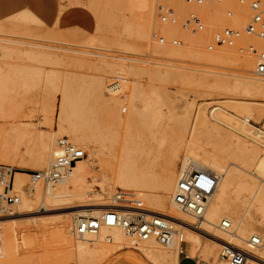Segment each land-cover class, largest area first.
Returning a JSON list of instances; mask_svg holds the SVG:
<instances>
[{
  "label": "bare ground",
  "instance_id": "obj_1",
  "mask_svg": "<svg viewBox=\"0 0 264 264\" xmlns=\"http://www.w3.org/2000/svg\"><path fill=\"white\" fill-rule=\"evenodd\" d=\"M135 1L137 2V7L139 9L147 7L144 4V2H146L145 0ZM236 1L239 0H201V2L198 0H192L188 1L190 4H188L186 0H153L151 3V5L157 2L158 5L161 3L163 5H161L162 7L166 4H172L177 11V14H175H180L179 17L182 14V18L189 11L196 12L198 17L202 20L201 23L204 21L206 24V29L209 32H211L210 30L213 28V30H218V27H224L225 25L226 28V25L228 26L230 24V26H232L230 28L234 27L238 31L236 32V37L234 38L236 42L234 43V40L231 45H214L211 49H209L208 46L213 44V36L217 32L213 34L212 38H209L208 35L210 33L207 34V31H204L205 27L203 23L201 29L194 25L183 27L184 29L192 27V30L189 29L187 31H182V34H180L181 29L178 26L179 20L177 17L178 25H176V19H174L176 15L173 13V10L169 11L170 14L173 13L175 15L173 19H171L172 15H169L170 17H168L170 19L166 17L167 19L162 20L159 17L160 21L158 22L152 19L154 15L153 12L149 10V12L135 13V15L133 14V17L131 15L132 18L130 17L129 20L126 22L124 21V28L121 33H119V35H122L121 37H123L119 39L120 43L125 51H130L132 48L139 49L144 44L146 45L149 34L150 41H153L155 35L153 36L152 31L156 30L160 32L166 40L171 38V36L179 37L181 39L180 41L185 44L182 46L181 44L178 45L179 43L177 40L175 44L172 41V44L178 46V48L170 49V53L173 55H182L188 58L191 57L192 54L188 49L189 44L203 45V43L212 39L206 46L209 53H200L201 58L205 61L204 65L210 68L207 72L212 76H215L212 78V85L209 89L225 88L226 90L233 91L243 98H264V75H259L254 72L257 62V57H255L256 59L254 58V52L259 54L264 51V41L246 32L245 21L247 16L246 14H248L247 9L250 10L251 15L252 11L250 9V5L249 8H246V5L241 6L245 4V0H243V3H240L239 1L238 4ZM193 4L196 5L194 6ZM151 7L153 8V6ZM226 15L228 16L226 17ZM230 15H232V18H229L232 19L230 20L232 23L228 22L229 20L226 21ZM153 20L155 23H153ZM169 20L174 21L172 23ZM193 27L198 29V31L193 30ZM158 42L162 44L165 41L160 37L158 38ZM49 48L50 46H43V44L36 45L35 50H33L32 58L35 60H39V58L46 59L45 55L51 52H47ZM240 48L242 49L241 51H239ZM238 53L242 55H253V57L240 56ZM47 55L50 56V54ZM230 55L240 56L238 59V67L240 68V73L238 72L239 74H230L222 70H225L228 67V63H231L229 61ZM59 56L61 57V54H59ZM55 57H57V55ZM56 59H58V57ZM54 61L56 60L54 59ZM101 62L103 61L101 60ZM102 64L108 65V63L106 64L104 62ZM122 64V69L128 67L127 64ZM194 64L199 63L194 62ZM220 69L222 71H219ZM119 71H121V68ZM250 73L253 75H249ZM7 74V78H9L10 73H6L4 75L7 76ZM11 74L10 76L12 79L15 78L14 80H17L15 75L19 76L20 78H18L24 81L22 85L26 88L40 79L45 80L46 82L48 81V83L52 81L50 80L51 73L50 76L48 74L45 75L40 71V69H38V67H22L18 70V72H14V77H12ZM169 74L170 72L166 70H157L155 76H157L156 78L159 80L162 78H168ZM124 76L125 75L122 77H116L115 82L111 80L108 83L105 82L106 80L103 78L104 75L103 77H95L89 82L90 87L88 88L89 94H91V96L95 99H100L102 104H104L105 109H108L111 104L117 107L120 103H125L127 104V107H129V112L126 116H121L119 111L117 113L118 108H115V116L108 120L113 125H119L126 130V134L121 139L120 137L118 138L117 135V137H111L112 134L110 136L108 135V138L111 140L120 142L118 153L109 152V156L116 159L117 164H113L112 162H98L97 153L93 143L97 140L103 139L106 135L104 136L95 133L90 136H86L77 131V127L73 123L74 120L72 119V116L78 115V100H76V97L72 98L70 93H68L65 88L62 90L61 102L58 106V111L56 112L57 135L66 133L69 136H72L73 141L78 143L79 146L69 139L68 140L88 153L86 156L84 152V156L81 159L69 166L66 174L57 182H43L47 184V188H45L46 194H44V197L42 195V197L48 203L52 201V204L57 201L65 202L66 205L63 209H76L70 211L66 210L61 213L60 217L57 218L58 221L56 222L47 220L49 217L47 219L44 218L35 221H33V219L39 218V216L26 217L25 219L29 220V222H27L28 225L25 221L21 222L22 225H27L26 227L24 226L26 234L54 229L58 234V243L65 249L68 248L73 236L75 244L79 243V246H77L78 249L75 251V260L77 261L76 264H92L98 257L109 253V249L99 245V242L103 240L106 242H113L109 247L110 249L123 245H126L127 248L135 246L137 248V254H139L142 258L150 259L155 262H162L164 264H178V255L181 250L189 258H196V256L203 254H214V250L217 247H219L221 251L222 246H233L229 241L226 240L225 242L222 240L223 237L228 240H239L242 245L247 246L253 252V254H250L248 251L246 252L244 264H264V260L261 256H259V250L264 246V241L262 236L257 231V228L259 227L264 228V185L257 184L253 177L256 172H259L261 176H264V154L259 152L260 145L264 146V129H259L250 123V121L262 123V128H264V112L260 110L255 111L251 107L253 104L261 103L238 101L235 110L237 113L243 114V117L234 116L229 112L230 115L236 118V124L233 125V122L231 124H227L225 122L227 124L226 127L228 126L230 129L243 136L242 140H236L233 145V154L236 161L232 165L228 164L222 157L213 154L210 148L196 147L191 144L189 151L196 155L197 158L182 157L175 169L174 181L171 169L173 162L177 158L179 148L182 145V139L185 134L184 132L188 128V117H186L187 113L180 117L176 116V114H174L167 106L165 101L166 94L162 88L154 85H148L145 88L143 85L137 84L134 80L128 81L129 79L127 80ZM227 77H233V79L230 80ZM12 79L9 78V80ZM106 94H109V96ZM1 106L2 105L0 104V113L3 112L1 110ZM127 107L124 105L121 108L122 111L124 110L123 113L126 111ZM218 109L220 112H226L225 110L219 108L218 105L213 104L208 110L211 119H213V114H215ZM0 116L2 117V114H0ZM214 119L217 120L215 117ZM18 123L19 124L13 125L12 128H10V131L14 130L21 136L23 133L37 136L40 145L36 153V161L40 166L45 165L48 167L46 169H49L54 161L55 154L57 153V149H54L55 147L51 149L49 145L52 137L47 134L36 133L34 128L24 126L21 124L22 122ZM200 124L206 134L219 135L221 132L217 125L209 124L204 117L200 119ZM135 126H141L145 129H149V136L156 142V145L148 146L145 143L146 136L134 135L131 129ZM163 128L166 131H169V143L165 139L166 135L159 131V129L161 130ZM8 130L9 128H7V124L0 123V138L1 135L9 133ZM167 133L168 132H166V134ZM157 134H159V136ZM58 141L59 140L57 139V147ZM163 142L168 143V145L165 144L167 145V148L159 156L161 164L159 173L156 174V169L153 166V168H151L149 166V162L151 161V163L154 164L153 158H155V155L153 154L155 152L156 155H159V152L157 151L160 147H162L161 145ZM17 144L14 146L16 147ZM11 147L8 141L2 140L0 145V160H6L8 155H12L13 158L20 156L18 150L16 151L15 148L12 150ZM22 158L23 157H21V159ZM21 163L24 165L26 164L23 159ZM96 164L99 166L97 167ZM186 167L205 168L218 177L217 186L212 195L208 198L206 210L202 218H195L191 215L183 213L172 204L176 173L179 168ZM94 170L97 171L94 172ZM28 175H22L19 172H14L13 184L14 188L20 194V199L16 204L0 209V236L9 241L15 242L19 240V233L22 229L17 227L15 222L19 220V217H16L13 211L18 208L17 214H27L31 212L33 207L34 199L30 196L31 193L27 195L22 191L25 184L24 180ZM153 180H156V184L161 183V185H171V192H165L164 195L156 192V190L154 191V188L147 190V187L151 188L152 186H155V184H152ZM261 181L263 182L264 179ZM55 183L59 185H56ZM94 184L101 188L104 192L103 194H105L104 199L111 201V204H109V202H96L101 198V195H98L97 192H93L94 190H92V185L94 186ZM41 187L42 186L39 185L38 188H36L38 194H41ZM123 189H136L138 194L136 197H131L129 195L132 193L124 191ZM166 195L169 196L166 197ZM119 197L128 199L130 202L133 201L131 203L140 204L141 209L147 215L169 216L177 219L179 222H182V234L185 246L180 248L179 241L177 239L167 245L160 243L154 238L142 240L136 236L128 235L120 226L106 227L101 225L95 232H85L81 235H76L72 232L77 220L84 216L96 217L101 211L110 209H115L122 214H127L128 210L123 208H127L129 206L124 203L125 200H120ZM142 204H145L144 208L142 207ZM21 208H24L27 213H22ZM69 215H71L72 220ZM222 221L228 222L230 227H221ZM17 223L19 226L20 221H17ZM203 229L210 230V232H204ZM22 233H24V231H21V235H26ZM223 234L227 235L223 236ZM252 236H259L262 243L258 246L252 245L250 243V238ZM233 247L238 248L235 246ZM238 249L242 250V248ZM219 259L222 260L220 257Z\"/></svg>",
  "mask_w": 264,
  "mask_h": 264
},
{
  "label": "rangeland",
  "instance_id": "obj_2",
  "mask_svg": "<svg viewBox=\"0 0 264 264\" xmlns=\"http://www.w3.org/2000/svg\"><path fill=\"white\" fill-rule=\"evenodd\" d=\"M145 1L146 2H144V4L147 6L146 8L144 7L145 9H139L135 0H11L9 2L8 6L11 7V9L9 8L11 11L8 12L7 16L0 18V96L2 97H0V104L2 105L1 110L3 111L0 113L2 114V117L0 116V123L7 124L9 133L1 135L0 145L2 140L8 141L10 147L12 146L11 149L13 150L15 148L16 151L18 150L20 156L13 158L12 155H8V158L6 160H0V163L15 167V173L19 172L22 175H28L32 170H43L48 168L45 165L40 166L36 161V153L40 145L37 136L26 133H23L21 136L14 130L10 131V128H12L13 125L19 124L18 122H22L21 124L24 126L34 128L36 133L50 135V137H52L49 142L51 149L54 147V149H57L56 140H59L62 137H67V139L79 146L78 143L73 141L72 136H69L66 133L57 135L56 132V112L58 111V106L61 102V92L65 88L66 91L70 93L72 98L76 97V100H78V115L72 116V119L74 120L73 123L77 127V131L86 136H90L95 133L104 136L106 135L103 139L97 140L93 143L97 153L98 162H112L113 164H117L116 159L109 156V152L118 153L120 142L113 141L108 137L112 134L111 137H115L117 135L118 138L120 137L121 139L126 134V130L119 125H113L108 120L115 116V108H118L117 113L119 111L121 116H126L129 112V107H127V104L125 103H120L117 107L111 104L108 109H105V106L102 104L100 99H95L91 96V94H89V82L95 77H103V75L106 83L111 80L115 82L116 77H122L125 75L124 77L127 78V80L129 79L128 81L134 80L137 84H141L145 88L148 85H154L162 88L166 94L165 101L167 106L172 110V112L178 117L187 113L186 117H188V128L184 132L185 134L182 139V145L179 148L177 158L173 162L171 169L174 181L175 169L180 162V159L182 157L197 158L196 155L189 151L191 144L196 147L210 148L213 154L222 157L228 164L232 165L236 161L233 154V145L236 140H242L243 136L233 131L228 126L226 127V125L228 123L231 124L232 122L233 125L236 124V118L232 115L243 117V114L237 113L235 110L238 101L261 103L253 104L251 107L255 111L260 110L264 112V98H243L242 96L234 93L233 91H228L225 88L209 89L212 85V78L215 76H212L207 72L210 68L204 65L205 61L201 58L200 53H209L206 46L212 39L206 41L203 45L189 44L188 49L192 54L191 57L186 58L182 55H173L170 53V49L178 48V46L172 44L173 40H177L179 43L178 45L181 44L183 46L185 44L180 41L181 39L179 37L171 36V38L166 40L160 32L155 30L152 31L153 36L155 35L154 38L152 36L153 41H150L149 34L146 45L144 44L139 49L132 48L130 51H125L119 40L123 37H121L122 35H119V33L123 30V25L130 19L131 15L133 17V14L135 15V13L138 14L140 12L152 11L154 15L152 19L158 22L161 18L159 13H163L165 17L172 15L171 19H173L177 14V11L172 4H166L162 7L163 5L161 3L158 5V2L151 5L153 0ZM245 1L248 4L245 2V4L241 6L246 5L245 7L249 8V2L251 0ZM236 2L237 4L239 3V1ZM193 5L195 6L196 4ZM151 6H153V8ZM170 10H173V13L176 14H170ZM247 11L249 15L246 14L245 24L248 23L251 17L250 10L247 9ZM190 14H195L198 17L196 12L189 11L185 16H183V18L182 14L180 17V14L176 15L174 18L176 19V25L179 24L178 26L181 29L180 34H182V31H187L189 29L192 30V27L188 29L183 28L184 20ZM227 16L228 15H226V17ZM169 17L168 19H170ZM177 17L179 20L178 24ZM229 18H232V15H230L226 20H229L228 22L232 23L230 21L232 19ZM154 20L153 23H155ZM199 20L202 21L200 18ZM202 23L205 27V29L203 28L204 31H207L206 24L204 21ZM228 26L229 28L232 27L230 24ZM228 26L226 25V28H228ZM194 28L195 27H193V30L198 31V29ZM220 28L218 27V30H213V28L210 30L211 32L207 31L206 33H210L208 36L209 38H212L213 34L224 29L225 25L222 29ZM230 29H234V32H238L234 27ZM160 37L165 41L162 44L158 42V38ZM235 42L236 40L234 43ZM42 44L43 46H50L47 51H51L50 53H47L50 54V56L46 54V59H33L32 54L33 50H35V46ZM59 54H61L62 58ZM254 54L258 55L257 52H254ZM56 55L58 59H56ZM238 55L253 57V55L247 54L242 55L238 53ZM238 55H230L229 61L231 63H228V67L225 70H222L230 74H239L240 68L238 67V59L240 56ZM255 55L254 58L257 57ZM54 59L56 61H54ZM101 60L106 64L108 63L109 66L102 64L103 62H101ZM194 62L199 64H194ZM110 63L113 64L111 65ZM122 63L127 64L128 66L125 69L123 68L124 70L121 66L123 65ZM36 65L43 74H48L50 76L51 73L50 80L52 81L49 80L50 82L48 83V81L46 82L45 80L40 79L38 80L40 82L35 81L26 88L22 85L24 81L19 79V76L15 75L17 80H14L15 78L12 79L10 76L12 73L11 75L14 77V72H18V70L22 67L31 66L37 68ZM119 67L121 68V71H119ZM157 70H166L170 72L169 77L166 79L160 77L162 79L157 80V76H155ZM222 70L220 69L219 71ZM5 72L10 73L9 78L12 80L7 78L8 74L7 76L4 75L6 74ZM99 72L104 74H100ZM249 75L253 74L250 73ZM227 78L230 80L233 79V77ZM106 95L109 96V94ZM213 104L218 105L219 108L225 110L226 112H220L218 109L217 112L213 114V119H211L208 110ZM124 105H126L127 109L123 113L121 108ZM229 112L232 115H230ZM202 117H204L209 124L217 125L221 131L220 134H206L200 124V119ZM214 117L219 121L215 120ZM250 123L259 129H264L262 128V123H255L253 121H250ZM161 130L159 129L162 134L164 133L166 135L167 138L165 137V139L169 143V131H166L164 128ZM131 131L136 136H146L145 143L148 146L156 145V142L149 136V129H145L141 126H135L131 129ZM166 132L168 133L166 134ZM157 135L159 136V134ZM165 142L162 143V147H160L157 151L159 152V155H156L154 152V164H152L151 161L149 162V166L156 169H153L157 172L156 174H158L160 170L161 160L159 156L166 150L168 145V143ZM16 144L17 146L15 147L14 145ZM84 152L87 156L88 152ZM259 152L264 154L263 145H260ZM21 157H23L22 159L26 163L25 165L21 163ZM96 166L98 167L99 165L96 164ZM95 171L97 170H94V172ZM253 177L257 184L264 185V181H261L264 179V176H261L259 172H256ZM29 178V175L25 178V184L29 182ZM155 181L156 180H153L152 182L155 186L151 187L150 185L151 188L147 187L146 189L151 190L154 188V191L156 190V192L164 195L165 192H171V185H161V183L156 184ZM55 184L59 185L57 183ZM39 185L42 186L41 194H38L36 191V188H38ZM46 185L47 184L43 182H38L34 186V190L30 195L34 199L33 207L30 213H27L24 208H21L22 213L27 214H17L18 208L15 210L13 209L16 217H19V220L17 221H20L19 226V222L17 223L16 221L15 223L19 229L22 228L19 233L20 239L13 242L0 236V264L77 263L75 260V251L78 249L77 246H79V243L75 244L73 236L68 248L65 249L58 243V234L54 229L26 234L24 228L25 224L23 223L24 225H22L21 223L25 221L27 224L29 220H26L25 218L30 216H39V218H35L33 221L44 218L47 219L49 217L47 220L56 222L58 221L57 218L60 217L61 213L66 210L70 211L76 209H63L66 204L62 201H59L61 203L58 201L55 203L53 202V204L52 201L49 203L46 202L43 198L44 194H46ZM92 190H94V193L97 192L98 195H101V198L96 202L112 203L111 201L104 199L105 194H103L104 192L98 185H92ZM123 190L131 192L132 194L129 195L131 197H136L138 194L136 189ZM167 196L169 195H166V197ZM144 205L145 204H142L143 208L145 207ZM69 216L71 219V215ZM21 231H24L22 234L26 235H21ZM203 231L207 233L210 232V230L205 229H203ZM257 231L262 236L264 241V228L259 227L257 228ZM225 235L227 234H223V236ZM222 240L225 242L227 240L231 243V245L242 248L245 252L248 251L250 254H253V252L247 246L242 245L239 240H228L224 237ZM112 243V241L106 242L105 240L99 242V245L109 249L110 252L104 256L98 257L92 264H164L162 262H155L150 259L142 258L139 254H137L138 252L135 246L127 248L126 245H123L110 249L109 247ZM180 245L181 244L179 243L180 248L184 247ZM259 252V256L263 259L264 246L259 250ZM219 253L220 248L217 247L214 250V254H203L196 256V258L198 260L207 261L210 264H228L226 261L219 259ZM179 257L180 254L178 255V258ZM181 264H193V262L191 259H184Z\"/></svg>",
  "mask_w": 264,
  "mask_h": 264
},
{
  "label": "built area",
  "instance_id": "obj_3",
  "mask_svg": "<svg viewBox=\"0 0 264 264\" xmlns=\"http://www.w3.org/2000/svg\"><path fill=\"white\" fill-rule=\"evenodd\" d=\"M198 1L201 2V0ZM239 1L243 3V0ZM249 5L252 15L246 24V32L264 41V0H252ZM159 16L162 20L166 18L163 13H159ZM173 21L171 20L170 22L173 23ZM191 25L199 29L202 28L201 21L194 14H190L183 23V27ZM235 36L236 32L232 29L224 28L214 34L213 44H210L208 48L211 49L214 45H231ZM173 43L175 44L176 40H173ZM241 50L240 48L239 51ZM254 72L264 75V51L257 56ZM83 156L84 151L81 148L70 142L67 137H62L58 141L57 153L50 168L30 171L29 182L22 188L23 193L27 195L32 193L34 186L38 182H57L66 174L69 166ZM15 170L13 166L0 163V209L14 205L20 199V194L13 184ZM217 183L218 177L208 169L179 168L176 173L172 204L183 213L195 218H202L206 210L208 198L214 192ZM119 199L125 200L124 203L129 206L123 208L128 210L127 214L110 209L101 211L96 217L84 216L77 220L72 232L76 235H81L85 232H95L101 225L106 227L120 226L128 235L136 236L142 240L154 238L160 243L167 245L177 239L181 244L180 246H185L182 234V222L169 216L147 215L141 209L140 204L131 203L130 200L123 197H119ZM221 227L229 228L230 224L222 221ZM250 243L258 246L262 243V240L259 236H252ZM180 256L184 259H191L193 264H210L204 260L189 258L182 250L180 251ZM219 257L228 264H244L246 252L233 246L225 245L222 246Z\"/></svg>",
  "mask_w": 264,
  "mask_h": 264
},
{
  "label": "crops",
  "instance_id": "obj_4",
  "mask_svg": "<svg viewBox=\"0 0 264 264\" xmlns=\"http://www.w3.org/2000/svg\"><path fill=\"white\" fill-rule=\"evenodd\" d=\"M11 0H0V18L5 17L8 15V12L11 11V7L8 6L9 2ZM10 8V9H9ZM21 12V11H20ZM19 13V12H18ZM17 14V13H16ZM15 15V14H13ZM12 16V15H11ZM10 17V16H8ZM7 18V17H6ZM182 260H184V258L182 256L179 257V263L181 264Z\"/></svg>",
  "mask_w": 264,
  "mask_h": 264
}]
</instances>
